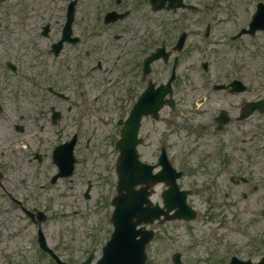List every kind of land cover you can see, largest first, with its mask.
Instances as JSON below:
<instances>
[{
    "label": "rangeland",
    "instance_id": "374dc122",
    "mask_svg": "<svg viewBox=\"0 0 264 264\" xmlns=\"http://www.w3.org/2000/svg\"><path fill=\"white\" fill-rule=\"evenodd\" d=\"M8 1L0 6V23L3 24L0 33L6 32L0 34V106L6 112L5 117L0 116L4 120L0 128V148L8 151L6 158L1 159L8 165V178L0 185V264H54L39 250V231L49 247L69 264H80L92 251L98 259L113 231L109 220L117 187L115 166L119 157L115 144L121 129L117 124L123 119L121 112L125 111L117 102L96 100L103 85L102 79L109 75L105 71L99 74L95 68L98 60L103 61L106 41L99 37L85 39L76 51L67 46L56 59L55 55H49V50L51 44L60 38L64 23L59 12L61 8L55 7L51 1L64 8L68 0H43L48 5L43 6L47 19L28 20L24 27L21 26L22 12L36 10L35 0ZM128 1L137 11L134 19L121 25L124 31L137 27L138 23L155 29L159 20L167 22L168 51H173L182 30L191 34L184 50L172 56L179 55L180 58L175 94L177 109L165 108L159 121L151 118L143 121L141 137L145 144L139 147V153L142 161L154 165L161 146L167 145L174 165L188 169L191 176L182 182V186H196L197 196L190 198V203L202 210V215L189 224L177 221L152 226L156 229V242L150 250L149 261L151 264H174L176 254L182 256L183 264H227L232 256L257 261L258 254L264 249V178L260 179L259 175H264V158L258 157L262 152L255 148L247 151L242 140L243 127L238 126L237 132L229 133L227 142L221 146L226 156L234 161L231 172L225 175L224 161L219 154L222 151L217 149L220 146H216L217 141L210 135V118L223 102L215 100L214 94L210 96L211 103L201 106L200 100L204 95H211L204 93L211 84L218 81L228 83L234 79H242L250 85V90L243 95L235 94L230 101L223 96L224 102L239 108L245 101L264 97V34L254 40L241 39L235 44L229 39V35L245 24V8H251L258 0H185L199 7V11L180 10L176 13H153L147 0ZM102 5L105 3L99 0H80L79 8L95 14ZM224 5L235 14L234 18L230 13L224 14ZM252 15L253 12L249 19ZM211 20L217 22L206 38L204 30ZM46 24L52 27L49 38L41 37V27ZM6 26H9L8 30ZM23 28L26 33H22ZM81 31L92 34L95 24L83 23L77 27L76 35L79 36ZM119 31L116 30L118 35H123V31ZM161 31L159 27L151 32L155 34L152 40L158 43L155 46L161 45L158 39ZM98 44L100 49L96 50ZM114 46L110 47L111 55L117 54L118 49ZM82 52L84 56L80 54ZM45 53L51 56V60L44 58V61L52 68L44 70L46 77L40 82L28 73L36 71L34 64L39 60V54L44 57ZM6 61L18 66L16 74L5 68ZM204 61L210 64L208 73L201 67ZM171 64H155L147 81L164 83L169 77ZM109 66L104 64V68ZM77 68H84L82 76L91 72L86 79L77 75L79 82H85L82 90L88 96L84 100H79L76 95L68 104L46 91L45 87L51 85L72 96L74 83L70 71L75 72ZM127 70L128 67L122 79L124 86L133 80L132 73ZM73 106L74 110L68 111ZM131 107L132 103L127 108L126 117ZM53 109L63 113L57 123H53ZM14 124L23 126L24 131L19 132ZM192 127L198 131L208 128L204 133L201 130L202 138L190 135ZM74 133L80 141L75 150L79 164L73 180L63 179L56 186L51 185L50 179L57 172L52 153L58 143L69 140ZM231 136L237 137L234 146ZM37 151L42 153V162H31L29 158ZM205 170L212 172L206 173ZM251 173L259 181L242 182V177H249ZM211 176L217 178L213 183H207ZM233 177L235 182H231ZM210 186L218 192L217 195L208 192ZM163 189V186L156 188L154 202L162 203ZM9 195L21 201L24 209L34 215L45 212L48 220L42 225L34 223ZM236 222L241 230L238 233L234 227Z\"/></svg>",
    "mask_w": 264,
    "mask_h": 264
},
{
    "label": "water",
    "instance_id": "95a60500",
    "mask_svg": "<svg viewBox=\"0 0 264 264\" xmlns=\"http://www.w3.org/2000/svg\"><path fill=\"white\" fill-rule=\"evenodd\" d=\"M168 0H152L156 5V9L163 8ZM171 6L175 3L180 4L181 0H169ZM72 19L69 20L65 28V36H70ZM264 28V7H260L257 15L254 18L252 27ZM66 39V38H65ZM158 55L152 56L146 61V66H149L158 56L164 54V51H159ZM148 70V69H147ZM149 71V70H148ZM152 90V89H151ZM149 91V90H148ZM170 91V84L168 89L162 87L157 93L147 92L140 102L135 106L130 118L122 125V141L117 145L121 150V158L117 165V172L119 175L118 195L113 201L116 207L112 222L115 227V232L111 240L104 248V257L99 264H145L146 262V246L153 238L152 231L137 230V227L144 223H153L155 219H160L163 215L166 216V221L169 219L185 216V211L182 208V196L176 190L168 191L165 195V203L167 202L169 208L179 207L180 212L177 216L169 217L167 213L158 205L151 207L149 199L151 192L149 188L157 183L167 180V171L170 170V164L167 159L166 151L160 159V164L164 167V171L159 175H153L154 167L142 164L139 161L137 153V146L142 143L138 139V133L141 121L144 116L153 115L158 119V112L165 103L164 98ZM264 103L255 104L250 108V113L255 111L258 106ZM248 115V113H247ZM76 138L70 143L59 147L55 153V160L63 176H70L74 170V164L77 162L74 158V146ZM57 179V178H56ZM54 179V182L56 181ZM139 185L146 187L141 190H136ZM165 221H163L164 223ZM142 238L138 240V236ZM41 248L47 250L44 239L41 238ZM56 258V256H55ZM91 260L87 262L90 264ZM59 264H64L59 261Z\"/></svg>",
    "mask_w": 264,
    "mask_h": 264
},
{
    "label": "flooded vegetation",
    "instance_id": "af4514ba",
    "mask_svg": "<svg viewBox=\"0 0 264 264\" xmlns=\"http://www.w3.org/2000/svg\"><path fill=\"white\" fill-rule=\"evenodd\" d=\"M25 1H28V0H22V2H25ZM8 2H9L8 0H0V5H4ZM72 2L76 3L75 22L78 20H80L82 22H86V21L98 22V21H101L103 19V17L105 16L106 12H104V11L97 12L95 14L80 11V8H79L80 0H68L66 5H64V8L61 7L59 4H57L55 1H51V3L55 7L61 8L59 10V12L61 13V18L64 21L66 20V17H67V9ZM99 2L106 4L105 9H107V11H109L110 8L116 9V7L113 6V5H115V1H113V0H99ZM126 3H127V5H125ZM35 4L38 8H36V10H34L32 12H29L30 14L25 12L26 9L22 12V15H21V17H22V25L21 26L22 27H24L25 24L28 23V20H34V21L39 22V21H42L44 19H47V17L45 16L44 10H43V6H48V5H46L43 0H35ZM116 4L120 6V11H125L129 8L130 12H131L130 15L131 16L134 15L133 18H135V14H136L137 9L132 4V2L129 3L128 0H117ZM39 7H41V8L39 9ZM121 7H124L125 9L124 8L122 9ZM44 16L46 18H44ZM2 27H3V24L0 23V28H2ZM41 28H42L41 29V37H42L43 26ZM5 29L8 30L9 26H6ZM124 29L125 28H122L121 31H119V32L123 31L122 32L123 35H115V39L119 40V42H120V46L117 47V49H118L117 52L119 53L117 60L119 63H116L117 65H115L111 69H107L105 71L109 75H111V76L113 75V77H110L109 79L102 80L103 81L102 90L105 88V82H107V86H110V87L108 89V92H106L101 97L106 98V99L115 100L116 102H118L122 105H126L128 107L130 105V103L135 104L140 99L141 95L145 92V90L147 89V87L150 84L154 83L158 86V85H161L162 83H157L156 81L154 82L152 80L147 81L148 76L143 77V74L141 72L142 67H141V63H140L142 43H141V40L139 38V33H135V32L130 31V30L124 31ZM26 32H27L26 28H23L22 33H26ZM2 33L6 34V32H2ZM2 33H0V34H2ZM51 33H52V27H50V34ZM85 35H89V34L85 33ZM131 38H133V46H132V49H128L129 39H131ZM33 39H35V38H33ZM38 40L40 41V39H38ZM73 49L75 50V47H73ZM124 61H125L126 65L124 64ZM165 65H167V64H165ZM127 67H128L127 72L129 71V73H132L133 80L128 81L127 84L124 86L125 81L122 79L125 78L124 72H125V69ZM153 72L154 71L152 70V73ZM90 74H91V72H90ZM44 77H45L44 73L41 72V74L39 75L40 82H42V80H44ZM178 80H179V77H177L176 81L173 84L174 98H175V94H176V85L178 84ZM73 83H74L73 95L72 96L68 95V97H69L68 99L59 98V97H56L54 94H52L53 97L61 99L65 103H68V104H70L72 102V100H75L76 95H77V98H79V100H84L88 96V94L82 90L83 85L78 84V86H77L76 80ZM143 83L145 86H143ZM211 86L213 88V94L214 95L211 94L208 96L213 95L215 100L219 99V102H223V104H219V106L216 107L215 114L212 116V118H210V120L212 121V124L210 126H212V128H213V132L211 133L212 138H215L217 141L220 137H226L227 135H229V133H231L234 130L237 132L238 126L243 127L244 136H243L242 140L244 141V143L246 145L247 151H253L255 148L258 150V152H260V151L262 152V153L258 154V157L264 158V113L256 112L255 114H253L250 117H243V110H244V106H245L244 103L242 105L240 104L239 108H236L233 103L228 104V103L224 102L223 96L228 97V101H230L231 98L235 96V94H234L235 90L233 87H231L229 84L219 83V82L216 83L215 85L213 84ZM55 88H57V87H55ZM77 88H78V90H77ZM249 90H250V87L246 90L245 94L248 93ZM61 91H63V90H61ZM98 92L101 93L102 91L100 90ZM114 92H117V94L113 95ZM205 92H208L207 88L204 90V93ZM222 93H224V95ZM217 94H219V96ZM262 99H264V97L255 98L253 100H248V101H245V103H252L254 101H259ZM96 100H97V97H96ZM200 101H201L200 105L204 106L207 103H211L212 99H209V97L205 96V98L201 99ZM176 103H177V101H176ZM69 109L70 110H68V111H72V109L74 110V106L70 107ZM1 112H3L2 108H0V113ZM54 112L55 111L53 109V115H55ZM236 112H238V113L235 114ZM68 113H71V112H68ZM62 116H63V113H62ZM11 119L12 118H10V120ZM3 121L4 120H2V119L0 120V127L3 123ZM53 123H54V121H53ZM13 127H16V124H14ZM206 130H207L206 127H205V129H202V131H206ZM192 133L194 134V132H192ZM187 135H189V133H187ZM202 138H203V136H202ZM232 140H233V146H234L236 144L237 137H232ZM217 145L218 144L216 143V146ZM1 149H2V147L0 148V174L2 176V178L0 180V185H3V182L7 180L8 174H7L6 168L8 167V165L5 162H2V160L6 158L8 151L7 150L3 151ZM32 157H34V154H32ZM32 161H34V160H31V162ZM233 164L234 163L231 162L230 166H232ZM225 165L226 164L224 163L223 166H225ZM183 172L185 173L184 178H183V181H184L185 179L189 178L191 175L186 170ZM230 172L231 171L229 168H225L223 171V173L225 175L229 174ZM223 173H221V174H223ZM262 174H264V171H262ZM253 175L254 174L251 173V175L249 176L250 179L245 181V183L253 182V181H259V179L256 177V175L252 178ZM259 175L261 176L260 179L264 178V175H261V174H259ZM234 181H235V178L233 177L231 179V182H234ZM262 181H264V179H262ZM190 190H192L193 196H195L196 194H194V193L197 192L196 186L191 187ZM261 252H264V249ZM263 255H264V253L262 255H258L259 257H258L257 261H259ZM246 260L253 261L251 258H248ZM3 264H11V262H9V263L3 262Z\"/></svg>",
    "mask_w": 264,
    "mask_h": 264
}]
</instances>
